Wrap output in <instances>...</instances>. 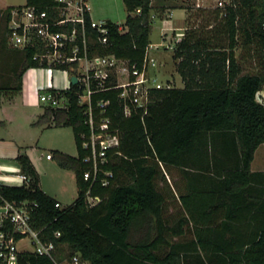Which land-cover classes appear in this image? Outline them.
<instances>
[{"label":"trees","instance_id":"16d2710c","mask_svg":"<svg viewBox=\"0 0 264 264\" xmlns=\"http://www.w3.org/2000/svg\"><path fill=\"white\" fill-rule=\"evenodd\" d=\"M152 1L123 0L127 16L121 26L106 21V43L99 41L85 14L89 56L112 54L141 65L150 44ZM24 6L46 11L47 19L56 21L63 4L26 0ZM12 8L0 7L6 26ZM214 17L212 30L188 29L175 44L172 59L183 86L152 90L144 117L140 111L124 115L118 89L91 96L94 107L108 101L104 116L120 138L119 154L109 150L101 165L113 173L107 186L84 180L91 161L85 160L89 151L81 143L90 129L85 123L86 106L79 102L80 83L60 92L67 108L44 106L40 122L72 128L77 154L52 150L50 156L59 168L74 172L77 196L63 206L44 192L37 170L21 151L15 161L30 181L0 183V203L36 204L31 225L56 245L58 263L78 254L87 264H264V171L251 170L255 152L264 143V103L258 97L264 87V0L233 1ZM74 27L80 33L79 23L51 29L70 33ZM239 34L254 47L252 57L256 56L261 71H242L235 55ZM41 49L40 39L12 49L20 53V60L11 69L12 78L0 83V99L21 93L29 69L46 67V62L35 58ZM77 68V62L55 66L70 75ZM113 83L111 78L106 87ZM172 169L194 176L187 183L190 194L179 196L182 210L167 215V201L177 202L176 188L167 181ZM89 189L100 198L95 205L86 201ZM191 195L205 207L188 208ZM210 200L218 202L213 209ZM19 264L56 263L23 252Z\"/></svg>","mask_w":264,"mask_h":264},{"label":"built area","instance_id":"2783aa9c","mask_svg":"<svg viewBox=\"0 0 264 264\" xmlns=\"http://www.w3.org/2000/svg\"><path fill=\"white\" fill-rule=\"evenodd\" d=\"M56 1L63 4L61 18L56 21H49L46 11L38 12L33 7L12 8L7 22L8 40L12 46L24 48L33 45L35 39H40L42 49L35 58H38L41 63L46 62L47 65L43 68L48 70H59L55 69L58 64L78 63L74 75L77 77V83H80L82 87L79 102L86 106L85 123L90 129L89 135H82L81 143L82 148L89 151L85 160L91 161V168L85 172L84 180L89 181L90 185L107 186L113 173L102 170L101 165L107 161L109 150L119 154L117 148L120 145V138L116 132L110 130L109 119L104 116L105 105L108 101H100L94 107L91 103V96L104 89H118L124 115L128 117L133 112L140 111L141 116L144 117L148 112L151 91L171 88L173 85L168 80L162 81L156 72L152 71L155 63L148 54L150 47L141 65L119 59L112 54L89 56L85 28V14L90 16L87 0ZM219 5L223 3L219 2ZM67 23H79L80 33L75 27L70 33L51 29L54 25ZM90 26L98 33L99 41L106 43L108 33L106 21H95L90 17ZM119 30L123 31V28L120 27ZM169 47L174 49V46ZM68 75L71 79L72 75L69 73ZM111 78L114 79V83L106 87L107 81ZM62 90L52 88L42 91L39 93V101L46 106L67 108V100L60 95ZM4 178L14 185L28 184L30 181L29 177L21 171L10 173ZM1 180L0 175V183H3ZM86 201L90 205H95L100 198L92 196L89 189L86 192ZM35 207L36 204L28 200H4L0 203V264H19V255L23 252L47 256L56 264H87L78 254L65 258L63 262H57L56 245L51 240H44L41 230L34 229L31 225L32 212ZM60 235L59 231L54 233L56 238ZM23 241L26 244L21 246L20 243Z\"/></svg>","mask_w":264,"mask_h":264},{"label":"rangeland","instance_id":"374dc122","mask_svg":"<svg viewBox=\"0 0 264 264\" xmlns=\"http://www.w3.org/2000/svg\"><path fill=\"white\" fill-rule=\"evenodd\" d=\"M26 0H0V7L4 6H24ZM190 3L196 4L193 11L190 13V27L200 29L202 31H210L215 26V13L219 10L224 11V8L233 1L237 0H189ZM222 2L223 5H219ZM90 10L98 13L96 20L104 18L105 14H109L114 22L123 23L126 15L124 4L122 0H89ZM92 11V12H93ZM157 13H154V16ZM221 14V13H220ZM184 17L182 9H176L172 12V19L178 21ZM221 17V15H219ZM162 22L155 19L152 24V31L150 34V56L153 57L156 63L164 64V73H156L162 81H169L173 86L182 87L183 83L176 71V62L172 59V47L175 45L176 38L169 33L167 40H163L160 36ZM7 26L5 21V14L0 9V83L3 80L12 78L11 69L17 65L20 60V53L12 51L16 47L10 44V40L6 36ZM171 40V41H170ZM244 35L237 36V47L235 48V55L239 59L242 71L244 73H255L261 71L260 66L252 57L253 46H248L244 42ZM18 49V48H17ZM21 49V48H20ZM38 71V76L45 74L43 67L33 68ZM155 69L157 71H155ZM163 69V68H162ZM152 71L160 72V68H154ZM40 91H45L46 88L42 85L39 87ZM259 100L264 103V87L259 92ZM38 104L24 105L21 94H17L11 99H3L0 106L3 108L5 116H7L6 126L2 128V133L6 139L15 146H21L28 154L31 152L35 158L39 170L40 181L45 190L53 193L62 188L63 196L61 198V205L71 204L77 196L76 187L72 174H64L60 176L57 164L53 161L46 160V153L50 150L59 149L75 156L77 154L76 144L72 132V128L68 126H51L48 127L46 123L40 122L39 117L44 112L45 104L38 101ZM251 167L264 169V143H262L256 150ZM175 171L169 173L167 181L170 186H174L177 190L178 183L174 180ZM167 184V187H168ZM160 187L163 186L161 182ZM166 187V189H167ZM167 215L176 213L177 202L167 201L166 205ZM25 241L20 243L25 245ZM64 264V263H61Z\"/></svg>","mask_w":264,"mask_h":264},{"label":"crops","instance_id":"0c3cea01","mask_svg":"<svg viewBox=\"0 0 264 264\" xmlns=\"http://www.w3.org/2000/svg\"><path fill=\"white\" fill-rule=\"evenodd\" d=\"M88 5H89V12H90V17L95 20V21H107L110 20L114 22L109 16V14H105L104 18H101V20H96L98 13H96L93 10H90V3L89 0H87ZM123 2V0H122ZM124 4V3H123ZM152 9H151V19H152V24L155 19H159L162 22V27L160 31V36L162 37L163 40H167L169 33L172 34V37L177 36V40L175 44L184 36L185 32L188 29H191L189 23H190V13L191 11L194 10L196 4L190 3L189 0H153L152 1ZM125 8V6H124ZM176 9H182L184 11V17L182 19H179L177 22L172 19V12ZM93 11V12H92ZM126 11V9H125ZM154 13H157V16H154ZM127 16V12L125 15V18ZM125 21V19H124ZM120 26L124 23H118ZM171 41V40H170ZM175 46V45H174ZM149 51L148 54L150 56V49L151 45L149 44ZM151 57V56H150ZM153 58V57H152ZM154 59V58H153ZM174 61V60H173ZM155 67L154 68H160V72H156L163 74L164 73V68L166 66L164 64H159L156 63L154 59ZM163 68V69H162ZM45 69V68H44ZM155 71H157L155 69ZM181 79V78H180ZM70 77L67 72L62 71V70H48L45 69V74L38 76V71L36 69H29L25 75L23 76V86H22V91H21V97H22V102L24 105H32V104H38L39 102V93L42 92L40 91V86L42 85L43 87L46 88V90L52 89V88H58V89H69L70 87ZM3 101V99H0V104ZM4 106H0V127L6 126L7 122V116H5ZM51 127V126H50ZM2 128H0V175L2 177L1 182L5 184H11L9 181L4 178L6 175L10 173H16L20 172V166L19 164L15 161V157L18 155L19 152L24 151L26 154L27 152L21 147L16 144V146L13 143H10L6 137L2 133ZM53 150H59V149H53ZM52 150H50L49 153H46V160L48 162H52L53 160L51 159L50 153ZM62 151V150H60ZM65 152V151H63ZM67 153V152H65ZM68 154V153H67ZM33 163L35 169L37 170L39 176H40V170L38 167V164L35 160V158L32 156L31 152L28 151L27 154ZM71 155V154H70ZM253 162V161H252ZM252 164V163H251ZM59 168V167H58ZM252 171H264V169L260 168H254L251 167ZM172 171L176 172V175L174 176V180L177 181L178 183V188L175 191V195L177 196V210H182V204L181 201L179 200V196L181 195H189L190 191H188L187 188V183L189 182V179L194 176L192 172H189L188 174H185L184 172L178 170V169H172ZM60 176H63L64 174H72L74 184L76 187L77 191V186H76V180H75V174L73 171L70 170H64L59 168L58 171ZM40 187L41 189L46 192L48 195L52 196L55 198L59 203H61V198L63 196V191L62 188H60L58 191H54L53 193L49 192L48 190H45L44 187L42 186V183L40 181ZM173 187V186H172ZM188 208L190 209H196L200 205L205 207L202 202L198 200V198L194 197V195H191L190 198H188ZM218 202L215 200L212 201L210 200L208 203V206L210 209H213L216 207ZM188 237V236H187Z\"/></svg>","mask_w":264,"mask_h":264},{"label":"water","instance_id":"95a60500","mask_svg":"<svg viewBox=\"0 0 264 264\" xmlns=\"http://www.w3.org/2000/svg\"><path fill=\"white\" fill-rule=\"evenodd\" d=\"M70 82H71V84H76L77 83V77L75 75H72Z\"/></svg>","mask_w":264,"mask_h":264}]
</instances>
